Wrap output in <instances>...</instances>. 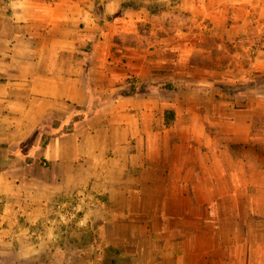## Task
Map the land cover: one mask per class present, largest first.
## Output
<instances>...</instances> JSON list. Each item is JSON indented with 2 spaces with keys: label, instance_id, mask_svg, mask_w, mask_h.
Here are the masks:
<instances>
[{
  "label": "crops",
  "instance_id": "crops-1",
  "mask_svg": "<svg viewBox=\"0 0 264 264\" xmlns=\"http://www.w3.org/2000/svg\"><path fill=\"white\" fill-rule=\"evenodd\" d=\"M263 78L264 0H0V260L90 193L89 264H264Z\"/></svg>",
  "mask_w": 264,
  "mask_h": 264
},
{
  "label": "rangeland",
  "instance_id": "rangeland-1",
  "mask_svg": "<svg viewBox=\"0 0 264 264\" xmlns=\"http://www.w3.org/2000/svg\"><path fill=\"white\" fill-rule=\"evenodd\" d=\"M89 111L90 110H87V112ZM84 113L85 112L71 115L70 119L72 121H77L84 116ZM58 122L59 121H57V123ZM72 126V123L66 122L65 125H63L62 122L60 126L58 125L56 130L47 133V135L58 134L64 130L71 129ZM253 127L254 139H252L251 146L247 150L233 146V152L238 155L244 154L250 161L255 162L254 147H257L258 154L256 162L258 164L260 160H262L264 164V116L256 117L253 122ZM6 157L7 153L0 149L1 161L7 159ZM71 202V206L77 204V207H79V204H81L82 207L73 210L75 214H72L70 220L66 222L56 221L55 230L58 233L56 240L47 241L49 243H46V246L43 249L41 248L40 251L36 252L33 256L26 253V251L17 253L15 249H13L8 255L3 256L0 260V264H89L87 257L85 258V254L94 246L95 241L92 230L87 226L83 227L79 224V217L85 211L96 207V205L92 206L88 198L80 199L77 194L71 198ZM36 231L41 234L40 239H42L46 233L42 228Z\"/></svg>",
  "mask_w": 264,
  "mask_h": 264
},
{
  "label": "trees",
  "instance_id": "trees-1",
  "mask_svg": "<svg viewBox=\"0 0 264 264\" xmlns=\"http://www.w3.org/2000/svg\"><path fill=\"white\" fill-rule=\"evenodd\" d=\"M128 92H129V91H128ZM122 93H126V91H122ZM94 94H96V93L93 92L92 95L94 96ZM96 96H97V94H96ZM90 108H91V107H89V110L93 111L92 108H91V109H90ZM55 120H58V121H59V126H60V124L62 123V121H61L60 118L55 117V116H49V118H47V122L50 124V127L48 126V127H44V128H43V129H44V131H43L44 134L51 133L52 131H54V130L57 129L58 126L51 128L52 123H53ZM66 131H68V130H64V131H62V132H60V133H58V134H62V133H64V132H66ZM0 149H1V148H0ZM8 156H10V157L12 156V157L16 158L15 161H17V159H18V160H25V161L28 162L29 159H30V156H26L25 152H23L22 154H19V156H15L14 154H13V155L9 154ZM17 157H19V158H17Z\"/></svg>",
  "mask_w": 264,
  "mask_h": 264
},
{
  "label": "built area",
  "instance_id": "built-area-1",
  "mask_svg": "<svg viewBox=\"0 0 264 264\" xmlns=\"http://www.w3.org/2000/svg\"><path fill=\"white\" fill-rule=\"evenodd\" d=\"M78 196H79L80 199L88 198L92 206H94V205L97 206V204L99 203V202L97 201V199H96L94 196H92V194H90V193H88V194H87V193H82V194H79ZM78 204H79V203H78ZM77 206H78L77 204H74V205L72 206V209H71L72 214H75V212H74L73 210L76 209Z\"/></svg>",
  "mask_w": 264,
  "mask_h": 264
}]
</instances>
